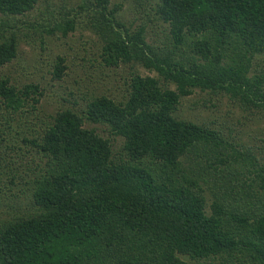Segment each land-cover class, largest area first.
Instances as JSON below:
<instances>
[{"label":"trees","instance_id":"trees-1","mask_svg":"<svg viewBox=\"0 0 264 264\" xmlns=\"http://www.w3.org/2000/svg\"><path fill=\"white\" fill-rule=\"evenodd\" d=\"M145 4L0 0V264H264V0Z\"/></svg>","mask_w":264,"mask_h":264},{"label":"rangeland","instance_id":"rangeland-1","mask_svg":"<svg viewBox=\"0 0 264 264\" xmlns=\"http://www.w3.org/2000/svg\"><path fill=\"white\" fill-rule=\"evenodd\" d=\"M57 1V0H52ZM74 1V0H72ZM111 4L114 3H122V11L119 13V18H121L123 21H131L134 20L136 23H139L140 21H143L146 19L147 12L149 11L146 7V0H110ZM50 50H52V53L56 52H63L64 47L58 46L55 47L53 44H50ZM51 52V51H50ZM34 53L30 50L28 47H22L21 51V57L19 59V63L23 65H28L29 62L32 61V55ZM35 55V54H34ZM48 54L44 56L45 59H47ZM36 62H34V66H36ZM13 70H20L17 66V64H12ZM127 68L119 67L116 69H110L108 71L103 72L104 75H101L102 80L96 84L98 86L100 92L107 95L108 97L118 99L120 95H122L123 91V78L126 76ZM138 73L142 76H154V73H148L144 71L143 69H138ZM44 75V79L41 81L43 84L42 86L50 92L49 95L54 93L57 96V100L59 103H61L60 97L66 98V93L68 90L73 89L72 80L75 78V74L72 72L69 73L68 77H66L62 82L57 83L54 81H50L49 77L42 73ZM69 88L67 91H64L65 88ZM94 89V88H93ZM45 90V91H46ZM64 91V92H63ZM200 95L198 93H194L191 96L187 98H183L181 100V103L177 110L174 112L173 116L177 119H185L190 120L194 122H200V121H213V123L216 124H222L223 121H226L227 124H231L235 118H237L238 110H229V114H226V108L220 105V112L219 113H212V115L209 112H203L199 109H196L193 104L198 101ZM64 106H68L67 103H62ZM46 106L47 103H46ZM193 107V109H192ZM51 108V107H50ZM239 116V114H238ZM97 131H100L101 127L96 126L95 128ZM254 131V133H253ZM258 132L256 129H252V133L255 134ZM243 138H245V135H243ZM120 143V139L115 140V145L113 147L114 150L118 149Z\"/></svg>","mask_w":264,"mask_h":264}]
</instances>
